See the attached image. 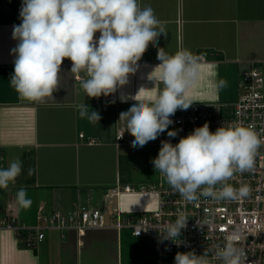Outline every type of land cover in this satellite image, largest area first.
<instances>
[{
  "label": "crops",
  "instance_id": "obj_1",
  "mask_svg": "<svg viewBox=\"0 0 264 264\" xmlns=\"http://www.w3.org/2000/svg\"><path fill=\"white\" fill-rule=\"evenodd\" d=\"M150 5L159 19L166 22L167 36L149 45L138 62L128 84L114 94L88 98L75 75L71 61L61 66L60 88L44 103L23 100L10 85L14 71L13 26L21 23L22 0H0V168L19 158L23 171L15 184L0 189V206H15L19 223L34 225L37 209L61 208L70 211L78 203L118 204L124 211L156 208L155 192H120L111 196L118 184L153 183L158 179L153 159L158 155L154 144L133 148L134 139L127 131L117 141L119 121L131 99L141 87L151 89L139 99L149 101L160 84L148 79L160 61L158 48L169 54L180 49L205 55L200 60L202 80L190 89L193 102L227 101L238 97V78L242 70L259 64L264 69V0H140ZM96 33V38L99 37ZM225 79L228 87L214 89L209 81ZM125 98V99H122ZM97 101V102H96ZM85 103L100 114L99 123L80 118L77 106ZM82 134V136H80ZM93 139L92 143L88 140ZM29 169L32 174L29 175ZM20 187L27 190L31 205L22 209L15 203ZM141 240L129 228L108 224L76 229H49L34 248L21 244L14 231L0 228V264H157Z\"/></svg>",
  "mask_w": 264,
  "mask_h": 264
},
{
  "label": "clouds",
  "instance_id": "obj_2",
  "mask_svg": "<svg viewBox=\"0 0 264 264\" xmlns=\"http://www.w3.org/2000/svg\"><path fill=\"white\" fill-rule=\"evenodd\" d=\"M19 17L21 23L14 25L12 32L17 44L12 49L14 71L9 81L21 99L36 103L53 98L60 88L65 59L71 61L70 72L86 97L114 94L136 73L149 45H157L158 38L168 34L166 22L140 0H22ZM96 33L100 34L98 38ZM157 59L160 63L148 79L154 81V88L160 84L163 87L149 101L139 99L141 93L151 90L141 87L131 97L136 103L120 113L124 132L134 138L133 148L144 147L165 131L168 137H176L177 131H168L173 124L171 117L193 104L190 89L203 78L200 57L189 49L169 54L158 48ZM209 83L214 89L228 87L225 79L213 78ZM77 108L80 118L99 123L97 111H89L85 103ZM261 147L264 135L251 126L234 122L213 132L205 123L176 144L161 141L152 163L155 172L189 203L201 197L234 201L248 197L250 188L246 184L234 187L229 181L253 169ZM22 171L19 158L0 168V189L15 184ZM32 171L29 169V175ZM15 203L22 209L31 205L26 188L17 190ZM186 221L180 215L165 227L163 238L175 242ZM246 259L238 238L229 235L222 246L205 249L200 255L194 251L177 252L174 264H245Z\"/></svg>",
  "mask_w": 264,
  "mask_h": 264
},
{
  "label": "built area",
  "instance_id": "obj_3",
  "mask_svg": "<svg viewBox=\"0 0 264 264\" xmlns=\"http://www.w3.org/2000/svg\"><path fill=\"white\" fill-rule=\"evenodd\" d=\"M196 54L201 61L206 59L203 53ZM238 90V97L234 100L198 101L187 110H177L168 129L177 131V136L168 137L165 131L147 144L156 145L159 152L161 141L169 140L176 144L181 137L205 123L213 132L224 124L235 122L251 126L264 135V69L253 62L250 68L242 70ZM124 135L123 128L117 129V141H121ZM93 141L88 140L89 143ZM229 183L234 187L248 185L250 195L234 201L201 197L199 201L189 203L158 174L157 181L153 183H117L111 192V196H118L120 192H155L158 200L152 210L124 211L110 201L101 206L78 203L68 212L61 208L45 211L41 205L36 212V223L24 225L17 219L14 204H10L5 208L0 206V228L11 229L21 244L30 248L42 241L49 229L73 228L82 234L87 228L108 224L118 229L129 228L131 234L141 240L146 251L158 255L157 264H174L177 252L194 251L200 255L205 249L222 246L225 238L232 235L238 238L239 246L245 251V264H264V147L258 150L253 169L242 175L236 174ZM180 215L187 218L180 237L175 242L164 239L161 233ZM164 256L170 259L164 261Z\"/></svg>",
  "mask_w": 264,
  "mask_h": 264
},
{
  "label": "rangeland",
  "instance_id": "obj_4",
  "mask_svg": "<svg viewBox=\"0 0 264 264\" xmlns=\"http://www.w3.org/2000/svg\"><path fill=\"white\" fill-rule=\"evenodd\" d=\"M238 92H239V90H238ZM114 204H115V200H113L112 205H114ZM98 206H101V204H98ZM140 211H142V210H140ZM136 239L139 241L138 238H136ZM148 253L150 254L149 256H152L153 258H156L157 261H158V255H157L156 253H154V252H148ZM168 259H170L169 256H164V257H163V260H164V261H166V260H168Z\"/></svg>",
  "mask_w": 264,
  "mask_h": 264
}]
</instances>
